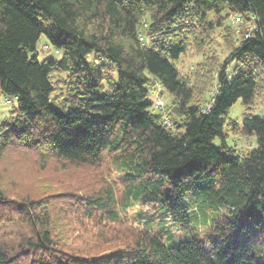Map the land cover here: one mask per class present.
Here are the masks:
<instances>
[{
    "label": "trees",
    "instance_id": "1",
    "mask_svg": "<svg viewBox=\"0 0 264 264\" xmlns=\"http://www.w3.org/2000/svg\"><path fill=\"white\" fill-rule=\"evenodd\" d=\"M41 35L58 61L32 54ZM191 46L203 61L192 79L176 66ZM207 68L213 94L197 82ZM156 90L168 105L147 99ZM0 94L15 99L0 162L15 151L41 166L105 164L75 194L20 195L0 174V264H264V0H0ZM129 206L182 239L130 221ZM76 218L104 226L102 244L74 247L57 221Z\"/></svg>",
    "mask_w": 264,
    "mask_h": 264
},
{
    "label": "rangeland",
    "instance_id": "2",
    "mask_svg": "<svg viewBox=\"0 0 264 264\" xmlns=\"http://www.w3.org/2000/svg\"><path fill=\"white\" fill-rule=\"evenodd\" d=\"M229 23H232L231 25L236 28L231 15L227 19V24ZM221 33L224 32L221 30L219 34ZM212 36L215 38V42L212 44L214 52L218 54V59L221 60L228 52L229 47L226 46L225 40H221V35H218L217 31H214ZM32 54H36L40 62L44 59H51L54 61L60 59V52L56 51L48 43L44 35H41L38 39L35 51L32 52ZM202 62V55L197 49L195 50L191 46L190 49L176 61V66L182 74L189 75L192 79L193 72H195L194 65H196V63L202 64ZM210 72L211 68H207L204 71L205 76H197V82L199 83L202 79L207 82L209 81V83L211 82V86L207 92L213 94L215 89L214 74L212 73L210 75ZM157 91L158 90L152 91L147 99L154 102L156 99L160 98L163 106L168 105V95L162 93L159 97ZM7 100H10V102L8 103ZM12 106H15V99L0 94V120L5 119L9 115V110ZM257 110L258 109H255L254 111ZM242 111L243 109L240 102L236 101L229 109L228 117L233 120H239ZM226 141L228 146H234L237 149L253 148L256 146L254 138L246 139L229 135ZM104 166L105 164L102 165L101 170L87 166L71 165L66 162L63 164L50 162L45 166H41L33 156L27 153L21 154L13 151L7 153L5 157L2 158L0 162V174L3 177V185L11 192H15V190L19 191L18 193L20 195L43 196L66 191L75 194L76 192L90 191L97 186L98 183L101 182L102 174L105 172ZM104 177L108 178L109 175ZM113 178L115 179V177ZM108 179L110 180L111 177ZM124 213L126 218L130 221L141 223L145 227L150 228L155 234L161 236L169 243L176 245L179 240L182 239L181 234L170 226L169 221L159 215H151V212L137 209L134 206L126 207ZM67 220L68 219L58 220L57 222L59 224H65L67 228H73L74 233L71 237L73 239L71 243L74 247H82L83 240H92V242L96 240L99 244H102V237L99 236L105 231L104 226L97 225L98 227H96L94 223L83 221L81 218ZM97 235L99 236L97 237Z\"/></svg>",
    "mask_w": 264,
    "mask_h": 264
},
{
    "label": "built area",
    "instance_id": "3",
    "mask_svg": "<svg viewBox=\"0 0 264 264\" xmlns=\"http://www.w3.org/2000/svg\"><path fill=\"white\" fill-rule=\"evenodd\" d=\"M7 102L9 103V100H7ZM161 105H162L161 101L157 100V101L155 102V106H156V107H160ZM164 122H165L167 125H169V122H168L167 119H165Z\"/></svg>",
    "mask_w": 264,
    "mask_h": 264
}]
</instances>
